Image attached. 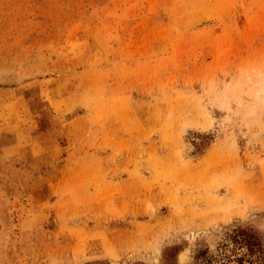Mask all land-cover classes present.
<instances>
[{"label": "rangeland", "instance_id": "obj_1", "mask_svg": "<svg viewBox=\"0 0 264 264\" xmlns=\"http://www.w3.org/2000/svg\"><path fill=\"white\" fill-rule=\"evenodd\" d=\"M0 264H264V0H0Z\"/></svg>", "mask_w": 264, "mask_h": 264}]
</instances>
